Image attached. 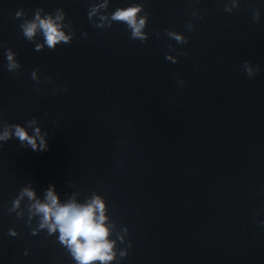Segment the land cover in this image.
I'll use <instances>...</instances> for the list:
<instances>
[{
	"label": "water",
	"instance_id": "water-1",
	"mask_svg": "<svg viewBox=\"0 0 264 264\" xmlns=\"http://www.w3.org/2000/svg\"><path fill=\"white\" fill-rule=\"evenodd\" d=\"M94 2L0 0V121L36 118L48 133L46 152L0 142V264H76L58 233L34 236L38 218L29 227L26 210L9 213L23 187L43 202L49 185L61 203L104 199L111 264H264V0H239L232 13V0H110L108 13L144 5L146 43L123 23L94 27ZM39 8L64 10L71 44L34 50L20 24ZM9 48L17 73L7 70ZM245 61L259 66L255 76Z\"/></svg>",
	"mask_w": 264,
	"mask_h": 264
},
{
	"label": "clouds",
	"instance_id": "clouds-1",
	"mask_svg": "<svg viewBox=\"0 0 264 264\" xmlns=\"http://www.w3.org/2000/svg\"><path fill=\"white\" fill-rule=\"evenodd\" d=\"M110 0H98L90 7L87 16L89 22L99 29L111 28L113 23H123L130 31V38L146 43L149 39L145 29L148 25L149 15L144 9L142 3H132L126 8H117L114 12L108 13ZM239 6V0H232L231 6H225L224 11L232 13L233 9ZM23 10L16 13V18L25 17ZM194 17H199V14L194 12ZM66 14L63 9H56L55 13H45L43 8L36 10L34 18L31 20L24 19L20 24L24 38L35 44V51L41 52L47 47L51 51H55L57 46L61 44H71L75 32L71 22H65ZM253 20H260L259 10L253 13ZM189 31L194 30L192 23L188 24ZM67 29V31H65ZM167 36L174 39L178 44L185 45L189 43L188 39L183 34H178L175 31H167ZM40 35L43 37V42L38 43L36 38ZM87 37V33H82ZM158 36L159 33H156ZM169 50H173V46H167ZM178 55L187 56L186 52H180ZM17 54L10 48L6 51L7 70L12 73H17L21 69L18 63ZM165 59L177 63L175 56L166 54ZM248 77H253L259 72V66L253 67L249 61H245L243 65ZM32 80L40 83L39 70H33L31 73ZM51 80V77H45ZM183 84L184 81H179ZM39 91V88H37ZM63 91H68L64 88ZM47 116V114H45ZM27 127L20 124H9L7 121H0V142H8L13 138L19 140L23 147H30L34 152L48 151V133L41 131V128L36 126L39 124L38 119L33 118L28 120ZM32 129V133L28 131ZM2 146V145H0ZM31 185V182H29ZM27 198V203L24 204V211H20L22 202ZM25 210L28 216L27 224L31 227L33 218H38V223L32 230V235H38L42 231H46L48 236L58 235V242L67 249L76 264H111L117 259L116 240H110L112 234L111 229L114 225L106 226L108 217L105 215L106 205L104 199L100 196L93 197L85 203H77L75 199H71L66 203H61L59 196L55 192V185H49L46 190L44 201L37 198L36 192L31 186L23 187L18 196L12 201V206L9 213H15L17 217L23 219ZM264 226V221H261ZM124 235H118L121 243H124V236L127 235L128 229L124 228ZM9 235L17 237L18 233L14 229H9ZM131 247V244L128 245ZM27 255V252L25 253ZM127 256L126 251H120L119 257Z\"/></svg>",
	"mask_w": 264,
	"mask_h": 264
}]
</instances>
